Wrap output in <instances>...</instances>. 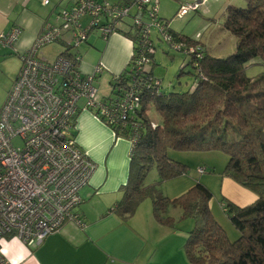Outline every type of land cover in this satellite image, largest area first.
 Segmentation results:
<instances>
[{"label":"built area","instance_id":"1","mask_svg":"<svg viewBox=\"0 0 264 264\" xmlns=\"http://www.w3.org/2000/svg\"><path fill=\"white\" fill-rule=\"evenodd\" d=\"M67 1L51 20L43 22L20 55L19 71L0 106V264H11L2 253L7 240L37 246L67 222L85 226L75 209L95 164L76 142L75 116L81 108L113 132L115 126L126 127L130 148L135 144L141 93L145 88L159 92L158 79L149 74V54H154L150 29L171 48L202 58L197 43L172 36L167 21L157 14V0ZM199 7V2L181 3L176 15L183 17ZM84 16L89 17L85 26L81 23ZM91 30H99L105 40L122 30L133 33L128 73L123 75L128 80L119 73L112 75L111 97L98 96L94 81L101 73L99 64L92 73L79 67V45ZM20 32L18 26L0 32V44L12 47ZM52 43L63 50L49 59L39 50ZM198 63L192 65L197 79H203ZM198 172L204 173L205 167H198Z\"/></svg>","mask_w":264,"mask_h":264},{"label":"trees","instance_id":"2","mask_svg":"<svg viewBox=\"0 0 264 264\" xmlns=\"http://www.w3.org/2000/svg\"><path fill=\"white\" fill-rule=\"evenodd\" d=\"M245 1L244 7L225 9L223 27L236 37L234 53L225 58L205 53L198 63L203 79H197L192 89L164 93L145 88L141 93L135 118L140 127L129 152L128 179L112 208L126 219L148 197L155 219L174 225L167 211L180 207L183 217L194 220L183 246L191 264H264V71L245 73L251 59L264 64V0ZM169 31L176 40H189ZM121 33L128 39L133 36L129 30ZM128 65L119 73L122 79ZM149 109L158 113L159 120L148 117ZM113 128L116 137L130 138L128 128ZM169 151L221 152L227 160L220 174L255 193L256 199L245 206L221 200L237 230L235 239L230 240L212 216L208 205L212 193L203 183L196 182L173 199L160 195L155 184L144 183L151 167L157 171L156 182L187 172Z\"/></svg>","mask_w":264,"mask_h":264},{"label":"crops","instance_id":"3","mask_svg":"<svg viewBox=\"0 0 264 264\" xmlns=\"http://www.w3.org/2000/svg\"><path fill=\"white\" fill-rule=\"evenodd\" d=\"M68 4L67 0H48L47 3L44 0H0V32L12 26L21 30L15 44L7 47L19 59L10 86L21 65L20 55L30 47L43 22L51 20L57 10ZM104 49V54L113 52L114 56L108 59L102 55L103 60L99 61L103 69L113 75L120 73L130 58V39L121 32L114 33ZM79 67L84 73L93 71V65L87 61L81 63L80 60ZM74 130L77 144L95 164L89 183L79 192L81 203L75 209L85 226L67 222L37 246L7 240L2 244L5 258L11 264H190L182 250L188 234L182 241L162 238L153 242L148 233L152 225L140 224L143 220L129 223L127 218L122 219L112 211L121 199L122 187L129 175V141L116 137L110 127L81 108L75 116ZM219 180L226 200L245 206L256 199L254 193L228 177L221 176ZM232 235L236 238L238 233Z\"/></svg>","mask_w":264,"mask_h":264},{"label":"rangeland","instance_id":"4","mask_svg":"<svg viewBox=\"0 0 264 264\" xmlns=\"http://www.w3.org/2000/svg\"><path fill=\"white\" fill-rule=\"evenodd\" d=\"M184 2H199L200 7L196 11H190L183 17H177L179 5ZM228 5L244 7L246 1L157 0V14L159 17L164 18L162 20L167 21L170 30L181 36L188 37L189 40L186 42L197 43L201 47L202 57L206 53L212 57L225 58L234 53L236 48V37L223 27L225 9ZM88 21L89 17L84 16L81 23L85 26ZM126 22L130 24L131 19L127 18ZM150 36L154 44V54L151 57L149 68H151L153 78L159 81L158 91L168 93L170 91L192 89L197 82V70L192 64L196 61L199 62L201 58L197 59L195 54L192 56L171 48L166 41L160 39L161 36L158 35L154 28L150 29ZM87 39V42L83 41L79 45L81 63H85L86 61L91 63L93 71L97 64L100 65L101 73L94 81L98 89V96L110 95L112 88L110 82L113 74L107 69L104 70L103 64L99 60H103L102 55L108 59H112L114 53L108 52L104 54L105 43L108 40H105L100 35L99 30H91ZM2 47L4 46L0 44V106L6 97L12 74L16 72L19 60L12 50ZM62 50L63 48L58 43H52L41 48L39 51L47 58L52 59ZM261 71H264V64L258 58L251 59L245 65V73L248 76H253ZM147 114L153 121L159 120V115L154 109H149ZM169 156L171 159L185 164L187 172L161 182H156L158 181L157 171L154 167H151L147 171L144 183L155 184L159 194L170 199L180 196L196 182L203 183L212 193V197L208 203L212 216L223 229L226 236L230 240H233L235 237L232 234H237V230L232 225L221 205L224 204L221 200L226 199L222 195L219 180L221 176L225 177L220 173L226 163L227 157L221 152L178 151H169ZM135 166L134 163L133 170ZM203 166L207 167V170L204 173L198 172V167ZM167 214L172 217L174 225H164L155 219L152 213L151 200L147 197L138 204L135 213L129 216L126 221L136 223V221L143 220L140 224L147 227L152 225L148 233L153 242H157L158 239L162 238L182 241L183 236L186 238L189 230L194 227V220L191 217H183L180 207H171L168 209ZM182 250L184 251L183 247Z\"/></svg>","mask_w":264,"mask_h":264}]
</instances>
